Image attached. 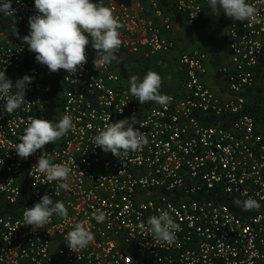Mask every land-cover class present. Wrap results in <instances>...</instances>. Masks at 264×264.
I'll return each mask as SVG.
<instances>
[{
    "label": "built area",
    "instance_id": "built-area-1",
    "mask_svg": "<svg viewBox=\"0 0 264 264\" xmlns=\"http://www.w3.org/2000/svg\"><path fill=\"white\" fill-rule=\"evenodd\" d=\"M248 2L258 10L257 22L232 21L227 30L230 65L219 73L228 96L208 86L209 56L196 49L178 57L186 82L180 97L169 95L166 107L140 105L130 87L119 86L121 76L111 65L96 70L90 47L76 76L60 70L50 78L26 67L35 54L22 43L24 34L18 39L0 32V68L5 61L13 84L33 77L25 96L31 104L9 114L0 99V264H264V213L242 217L221 201L251 197L264 203V139L247 111L249 93L264 91V0ZM11 3L17 10L13 19L28 25L34 0ZM204 3L208 0H103L124 25L119 52L146 59L173 53L175 12L194 26ZM56 92L53 123L69 114L75 128L43 151L72 169L68 190L33 168L39 150L26 160L14 150L31 118L47 119ZM133 115L149 141L141 151L118 159L95 148L93 137L109 116L115 123ZM45 194L65 204L68 220L54 215L45 228L23 226L25 208ZM97 209L105 220L92 217ZM160 210L179 225L172 244L141 231V223ZM84 219L94 240L74 253L64 237Z\"/></svg>",
    "mask_w": 264,
    "mask_h": 264
},
{
    "label": "clouds",
    "instance_id": "clouds-1",
    "mask_svg": "<svg viewBox=\"0 0 264 264\" xmlns=\"http://www.w3.org/2000/svg\"><path fill=\"white\" fill-rule=\"evenodd\" d=\"M208 4L214 14L222 12L233 21L257 22L258 10L248 0H208ZM34 8L35 15L28 18L29 33L23 36L22 43L28 46L29 52L35 54L36 62L46 66L50 73L64 70L76 76L87 63L86 48L89 44L96 51L93 60L96 70L118 60L117 53L122 45L119 29L124 25L114 15L112 8L103 5V0H99V3H93L92 0H34ZM16 11L11 0H0V12L6 17L13 18ZM13 32L20 39L15 24ZM5 64L3 61V67L0 68V99L6 101L2 110L11 114L25 104H31L25 100V96L33 77L24 75L13 84L6 76ZM129 84L130 94L137 98L140 105L155 102L166 107L173 99L161 93L163 78L155 71H148L143 79L133 75ZM109 121L110 116L93 137L95 148L104 153H111L121 159L129 152L141 151L149 143L147 133L141 132V127H136L135 115L115 123ZM74 128L73 117L69 114H64L56 123L31 118L14 150L23 160L39 150L40 155L33 168L46 174L49 181H60L58 187L68 190L70 185L66 181L72 169L67 163H53L51 155L43 149L49 143L55 144ZM234 203L244 211L260 208V204L251 197L244 201L234 200ZM54 215L68 220L65 204L45 194L34 206L25 208L23 226H31L33 230L45 228ZM92 217L103 221L106 213L97 209ZM88 224V219L81 220L66 234L64 239L70 251L77 253L84 250L94 240ZM140 228L150 233L154 240L172 244L179 225L168 211L160 210L159 215L149 217L146 225L141 223Z\"/></svg>",
    "mask_w": 264,
    "mask_h": 264
},
{
    "label": "crops",
    "instance_id": "crops-1",
    "mask_svg": "<svg viewBox=\"0 0 264 264\" xmlns=\"http://www.w3.org/2000/svg\"><path fill=\"white\" fill-rule=\"evenodd\" d=\"M222 15V12L220 14H214L209 4L204 3V13L194 26L189 25L187 20L185 19V21L183 17H173L174 25L171 37L176 42V49L173 53L165 57L146 59L140 55H129L127 53L118 52V60L112 62L110 65L112 69L121 76L119 86L130 87L129 80L131 76L136 75L143 79L148 71L153 70V67L159 66L161 69H164V78L172 88L176 89L178 92L177 94L169 95L180 97L184 86L177 90L180 86V74L177 70H181L178 64V57L184 52L198 49L205 51L209 56V75L206 78L208 86L216 93L228 96L227 90H224L226 87L222 82L219 69L224 65H230L227 30L233 20H231L228 28L225 30L226 40L222 42L219 36L220 34L217 32L221 27ZM91 51L95 57L96 51L93 48H91ZM122 66L127 70L128 76L126 77L122 74ZM158 105L159 104L155 102L146 103L147 107Z\"/></svg>",
    "mask_w": 264,
    "mask_h": 264
},
{
    "label": "trees",
    "instance_id": "trees-1",
    "mask_svg": "<svg viewBox=\"0 0 264 264\" xmlns=\"http://www.w3.org/2000/svg\"><path fill=\"white\" fill-rule=\"evenodd\" d=\"M172 1H175V0H172ZM167 8H168V10H170V11L174 10V12H175V9L173 8L172 5L169 4ZM175 14H176V18L183 17L184 20L186 19L183 15H180L177 12H175ZM14 24H15L19 34L27 35L29 33L28 25H26L22 22H19L16 19L6 17L2 12H0V31H4L7 33H14L13 32ZM87 47L92 48L91 44H89ZM162 57H165V56H161L160 58H162ZM157 58H159V57H157ZM26 67L27 68H38V69L42 70L46 75H48L51 78L52 73L49 72V70L46 66L37 63L35 58L32 59L31 61H29L26 64ZM177 71L180 74L179 75L180 86H179V88H177V90H178L184 86V84L186 82V77H185V71L183 69H181V70L178 69ZM159 72H160L159 74L163 78L161 93L165 94V95L177 94L178 92L176 91V89L172 88V86L164 78L165 77L164 76V69H162ZM122 74L125 77L128 76L127 70L123 66H122ZM224 90H226V89H224ZM57 100L59 101V98H58V95L56 92V93H54V96L52 97V99L48 105V112L46 113L47 119L52 121V122H53V115H55L57 113V105L59 104L57 102ZM248 100H249V102L247 104V111H248L249 115L254 118L256 125H257V131H258V133H260L263 136V139H264V91L261 88H257L256 92L249 93ZM234 200H237V199L230 198V197H224L221 199V201L223 203L227 204L232 209V211L234 213H236L237 215L242 216V217H246V216L257 214V213H264V203H259L260 204L259 210L244 211L242 209V207H239L234 203ZM6 211L11 212V211H14V209L7 208Z\"/></svg>",
    "mask_w": 264,
    "mask_h": 264
},
{
    "label": "rangeland",
    "instance_id": "rangeland-1",
    "mask_svg": "<svg viewBox=\"0 0 264 264\" xmlns=\"http://www.w3.org/2000/svg\"><path fill=\"white\" fill-rule=\"evenodd\" d=\"M231 22V19L230 18H227L224 14L222 15V22L220 23V28L218 29V33L220 34V38H221V41L224 42L225 39V30L228 28V25L229 23ZM153 70L151 71H155L157 73H160L159 71H161V67L159 66H156V67H153L152 68ZM162 77V76H161Z\"/></svg>",
    "mask_w": 264,
    "mask_h": 264
}]
</instances>
